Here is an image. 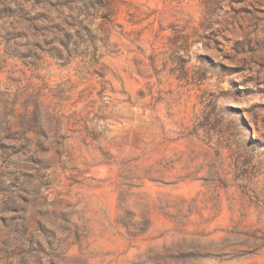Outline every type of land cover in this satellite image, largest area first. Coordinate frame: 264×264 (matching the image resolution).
Instances as JSON below:
<instances>
[{
	"label": "rangeland",
	"instance_id": "1",
	"mask_svg": "<svg viewBox=\"0 0 264 264\" xmlns=\"http://www.w3.org/2000/svg\"><path fill=\"white\" fill-rule=\"evenodd\" d=\"M0 264H264V0H0Z\"/></svg>",
	"mask_w": 264,
	"mask_h": 264
}]
</instances>
